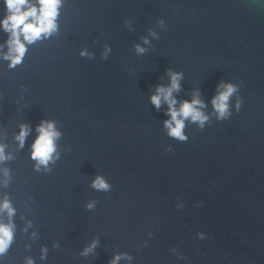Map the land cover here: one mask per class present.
<instances>
[{
  "label": "water",
  "instance_id": "95a60500",
  "mask_svg": "<svg viewBox=\"0 0 264 264\" xmlns=\"http://www.w3.org/2000/svg\"><path fill=\"white\" fill-rule=\"evenodd\" d=\"M56 24L21 36L14 67L0 26V203L15 209L0 211L14 226L0 264H264V0H62ZM169 70L183 73L176 107L198 92L208 117L185 120L186 142L150 99ZM222 83L238 89L220 121ZM41 121L60 135L37 170Z\"/></svg>",
  "mask_w": 264,
  "mask_h": 264
},
{
  "label": "clouds",
  "instance_id": "9594fccd",
  "mask_svg": "<svg viewBox=\"0 0 264 264\" xmlns=\"http://www.w3.org/2000/svg\"><path fill=\"white\" fill-rule=\"evenodd\" d=\"M5 6L8 10V15L3 20H0V26L3 27L4 31L9 33V39L7 41L9 50L5 54V59L10 60L9 67H14L19 64L26 52V45L21 41L28 44L35 42L40 39L41 36H48L57 29L56 18L58 16L59 8L62 0H37L38 7L30 4V0H4ZM155 35V33H153ZM148 41L145 40V43ZM108 49H106L105 56L107 55ZM137 53H143L145 49L140 45H136ZM81 55H87L86 52H82ZM170 77V85L168 87L158 86L155 94L150 99L151 103L159 109L161 101L163 100L168 105V115L170 119L164 121V127L168 129V135L180 142H186L188 136L184 133L185 120L191 119L192 122H198L201 130L204 129L205 122L208 117L204 115L199 107H203V102L198 98V92L193 96L191 101H183L180 107L177 108V100L173 96L174 91L180 90V83L183 73L168 71ZM222 91H218L217 95L212 99V105L215 112L218 114L217 119L222 121L226 120L231 116L229 111V98L238 89L237 85L232 83H222L218 86ZM242 100L237 101V111H239ZM38 136L33 143V151L31 153L32 159L38 161L36 168L39 170L40 165L47 166L49 161L53 159V153L56 151L55 140L59 137L60 133L56 131L54 123L50 121H41L37 126ZM28 135V127L21 125V131L16 137L20 141L21 146L25 137ZM166 151H173L172 147L169 146ZM4 155V147L0 145V161L10 159ZM7 175V170H5ZM92 187L97 190L107 191L110 185L105 181L102 176H97L92 182ZM93 203L87 205L88 208H92ZM7 210L9 220L15 213V209L11 206L8 199H5L3 203H0V211ZM13 224L11 222L5 224L0 223V255L4 254L13 240ZM202 237V234H200ZM97 245V241H93L89 245L82 255H87ZM126 254L116 255L110 264H117L122 256ZM131 259V257H127ZM27 264H32V260L29 259Z\"/></svg>",
  "mask_w": 264,
  "mask_h": 264
}]
</instances>
